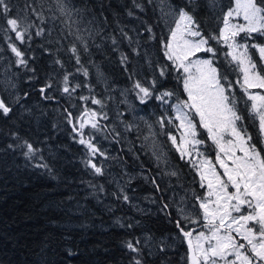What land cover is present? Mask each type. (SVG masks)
Returning <instances> with one entry per match:
<instances>
[{"label":"snow or ice","instance_id":"snow-or-ice-1","mask_svg":"<svg viewBox=\"0 0 264 264\" xmlns=\"http://www.w3.org/2000/svg\"><path fill=\"white\" fill-rule=\"evenodd\" d=\"M131 3V8L125 6L128 17L139 19L133 9L144 13L151 7L158 13L156 24L167 28V35L158 37L154 26L141 20L143 33L137 32V37L146 33L145 43L156 42L164 61L153 60L145 50L143 56L151 70L148 75L129 69V54L118 48L121 41L104 31L108 23L103 11L105 5L93 7L87 0L80 4L74 0H0V40L3 41L0 60L5 59V52L10 53L7 71L21 69L29 74L27 81L32 82L40 80L35 66L37 59L50 57L53 70L44 77L38 91L44 100H56L53 93L67 97L69 104L61 111L73 134L71 138L85 149L83 164L91 175L105 181L90 187L109 194L105 184L114 185L110 195L140 212L143 210L133 204L129 195L131 175L125 168L113 174L105 163H123V158L110 155L102 141L119 144L126 134L141 132L135 120H127L126 112L119 108L124 104L128 112H135L129 94L140 105L147 107L150 102H158L163 109L155 124L138 117L147 128L142 148H151L157 167L162 159L167 163L155 139L166 135L180 159L194 170L193 182L200 191L180 185L184 195L177 194L170 202L162 203L160 210L173 225L174 234L157 236L139 220L125 223L123 218L116 219L118 227L132 233L121 241L129 254L128 264H174L171 257L178 244L185 245L182 264H264V0H228L227 3L131 0ZM117 25L120 36L131 46L133 37L119 26V21ZM105 41L111 43L112 51L119 52V62L131 82L130 87L119 91V98L112 94L116 90L94 59ZM135 43L131 51L140 56V40ZM222 48L227 49L223 60L219 59ZM237 70L242 73V82L231 78ZM173 73L179 91L168 86ZM16 76L17 73H11L0 80V118L11 119L17 112L16 106L20 120L32 114L22 103L30 94H20ZM93 80L104 85L105 94L96 93ZM236 85L250 102L243 110L239 107ZM81 90L89 94L80 95ZM73 98L86 104L73 111L77 107L71 103ZM110 102L115 105L113 109H109ZM169 108L175 110L174 120L179 121L182 129L179 138L167 131L173 125V119L167 115ZM109 111L114 112L115 119ZM249 122L255 126V135L249 131ZM8 134L13 140L8 149H23L21 154L27 160L40 161L34 167L52 172L41 148L18 131ZM210 150L214 155L208 154ZM135 158L138 160L139 156ZM164 174L180 180L176 170ZM143 179L155 191H163L156 177L143 176ZM137 228L139 234L132 231ZM66 251L70 257L76 255L71 248Z\"/></svg>","mask_w":264,"mask_h":264},{"label":"trees","instance_id":"trees-1","mask_svg":"<svg viewBox=\"0 0 264 264\" xmlns=\"http://www.w3.org/2000/svg\"><path fill=\"white\" fill-rule=\"evenodd\" d=\"M74 2L80 4L83 0H74ZM223 2L227 3L228 0ZM87 3L93 7H98L101 3L105 5L103 11L108 17V23L104 31L106 34L116 35L121 41L118 48L129 54L131 61L128 65L129 69H138L145 75L150 73L151 70L147 67L143 56L145 50L153 60L164 62L162 51L156 42L145 43L146 33L137 37V32L143 33L144 24L141 20L152 24L158 37L161 34L165 36L163 24H156L158 13H154L151 7H148L144 13L133 9L139 17L137 19L125 14L127 8L132 7L131 0H87ZM114 13L119 15L115 16ZM117 21L119 26L124 27V30L133 37L131 46L120 36ZM137 39L140 40V56H136L131 51V48L136 46ZM39 42L38 38L37 44ZM112 47L109 41H105L102 51L95 52L94 59L111 84H115L118 88L130 87L131 82L119 62V52L112 51ZM224 51L226 50L222 48L219 57L221 60L224 59ZM252 52L255 53V50ZM37 55L39 56V51ZM256 59H259L258 56ZM49 60L50 57L43 56L35 62L39 81L28 82L29 74L21 70L23 73L19 92L21 95L29 92L27 100L36 103L32 114L20 120L19 106H16L17 112L11 119L0 118V261L2 264H45V262L46 264H128L129 254L121 246V241L132 233L126 228L118 227L116 219L123 218L125 223L130 219L139 220L142 226L150 228L157 236L168 232L174 234L173 225L165 219L160 210L161 205L165 200H170L171 191L180 190L184 194L180 185L185 189H195L199 192L198 184L193 182L195 172L180 159L167 136L158 135L168 156L170 171L179 172L180 180L178 182L176 177L163 174L161 168L153 161L147 146L142 148V142L133 133H129L132 142L122 139L119 144L112 143L113 150L118 157L125 158L127 165L133 170L142 171L159 181L163 189L160 192L155 191L150 182L137 181L141 184L142 192L149 202L155 200L151 206L153 210L140 212L116 201L110 195L114 185L105 184L109 194L96 192L90 184L105 183V181L91 175L90 170L83 164L85 149L71 138L73 134L64 122L61 111L69 104L67 97L53 93L57 97L56 100H44L39 95L40 83L53 70ZM68 68L71 70V65H68ZM175 75L173 73L168 86L175 87L179 91ZM238 77V70L231 74L233 80ZM93 83L96 93L102 94L95 80ZM235 91L240 98L239 107L243 110L249 103L247 97L239 85L235 86ZM79 94L89 93L87 90H81ZM181 98H184L182 94ZM71 103L77 105L73 111H79L80 106L86 104L75 98ZM144 108L155 124L161 115L158 103L150 102ZM170 112L172 111L169 108L167 114ZM35 119L39 122L37 128L34 124ZM53 124L57 127L53 128ZM174 126L176 127V120L173 119V125H169L167 131L175 133ZM248 128L255 135L256 129L251 122L248 123ZM156 129L159 131L158 125ZM15 131L42 149L45 162L52 168L51 173L46 169L34 167L33 165L40 161L27 160L21 154L23 149L13 151L7 148L9 143H13L8 133ZM199 131L202 132L201 129ZM136 155L139 156L138 160L135 158ZM109 208L112 210L110 211ZM132 231L139 234L140 229ZM69 248L76 255L68 256L66 249ZM181 248L185 250V245ZM181 257L182 255L177 256L175 252L171 258L174 264H182Z\"/></svg>","mask_w":264,"mask_h":264},{"label":"rangeland","instance_id":"rangeland-1","mask_svg":"<svg viewBox=\"0 0 264 264\" xmlns=\"http://www.w3.org/2000/svg\"><path fill=\"white\" fill-rule=\"evenodd\" d=\"M239 22H242V21H239ZM164 34H165V36L167 35V28H165V26H164ZM0 46H3V41L2 40H0ZM225 50H227V49H225ZM4 55H5V59L4 60H0V80L6 79L8 76L11 75V73H17V76L14 77V79L17 82V86H18V90H19L20 78L22 76L23 71H21V69H17V68H12L10 72L7 71V68H8L7 60L9 58H11V57H10V53H7V52H5ZM238 73H239L238 79L241 80V82H242V73L239 72V70H238ZM143 75H145V74H143ZM109 84L111 85L112 88H114L116 90L112 94L114 96H116L117 98H119V91L124 89V88L115 87L116 85L115 84H111L110 82H109ZM97 85H99V87H100L99 90H101V93L105 94L104 85L103 84H97ZM250 91L256 92L258 90L257 89H252ZM39 95H40V93H39ZM128 100L132 104L135 105L136 110H135L134 113L133 112H128L127 108H126V106L124 104L119 105V108H120L121 111H125L126 112L125 118L127 120H129V121L135 120V123L137 125H139V128L141 129V132L140 133L133 132V134H134V136H136V138L139 135L140 136L139 140H140V142H142L143 141V136L147 135V128H146L144 120H146L148 123H152V124H154V123L150 119L149 112H145L144 106L139 104V102L135 99L134 95L129 94L128 95ZM22 102H25L23 104L27 108L31 109L32 112H33V107L36 106V103H33L32 101L27 100V99L25 101H22ZM28 102H30V103H28ZM109 104H110L109 109H113L115 107V105L113 103L110 102ZM158 106H159V103H158ZM92 107H96V106H92ZM159 110H160V112L162 114L163 109L160 106H159ZM171 111L172 112H170V114H167V115H168L169 118L174 119L175 114H176L175 110L171 109ZM109 115L112 116L113 119H115V114H114L113 111H109ZM141 116L144 117V120L138 119V117H141ZM37 119H35V123H34L36 128H37V125L39 123V122H37ZM178 125H179V121H176V127L174 126L175 129H176V132L173 133V134L176 135L179 138V136L181 135L182 129H180ZM201 130H202L201 133L206 134V133H204L203 129H201ZM155 139H156L157 143L160 144L162 152L165 154V158L167 160V163H165L163 159L159 162V167L161 168L162 173L164 174V173H167L168 171H170V165H169V161H168V156H167L166 151H165V149H164V147L162 145V142H160L159 136L155 137ZM125 140H128L130 143L132 142V140L130 139L129 134H126V137L124 138V141ZM102 143H103V146L108 149L110 155L118 157V154L113 150L114 147H113V144L111 142L102 141ZM149 144H150V141H149ZM147 150H149V153H150L153 161L157 164L158 162H157L156 158L151 154V148L147 146ZM203 150L204 149L202 148L201 151H203ZM208 154L209 155H214V152H211V150H210ZM193 158H195V157H193ZM105 163L110 165L109 171L112 172L113 174H116V173L120 172L122 168L126 169L127 173L129 175H131V177H132L131 187L129 188V195L132 196L133 204L138 206V208L142 209L143 211H146V210L152 211L153 210V208L151 207L152 206V201L149 202V200H148L147 196L145 195V193L142 192L141 184L137 182V181H142L141 183H147L143 179V176H147V175L144 174V172H142V171L133 170L129 165H127L128 163L126 162L125 158H123V163H120L118 161H107ZM125 179H127V177H125ZM132 189H135V191L133 192ZM177 194L184 195L180 190L175 191V192L171 191V195H170V200L169 201H171V198L173 196L177 195ZM132 209H136V208L132 207ZM149 213H151V212H149ZM182 246H183L182 244L181 245H179V244L177 245V248H176V251H175L177 256H179V255L183 256L184 255L185 250L184 249L182 250V248H181Z\"/></svg>","mask_w":264,"mask_h":264}]
</instances>
